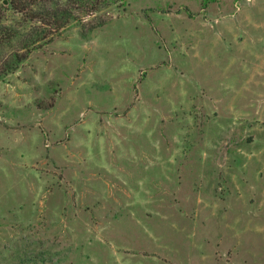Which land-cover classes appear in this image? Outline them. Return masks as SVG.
<instances>
[{"label":"rangeland","instance_id":"1","mask_svg":"<svg viewBox=\"0 0 264 264\" xmlns=\"http://www.w3.org/2000/svg\"><path fill=\"white\" fill-rule=\"evenodd\" d=\"M19 41L0 264H264V0H125Z\"/></svg>","mask_w":264,"mask_h":264},{"label":"trees","instance_id":"2","mask_svg":"<svg viewBox=\"0 0 264 264\" xmlns=\"http://www.w3.org/2000/svg\"><path fill=\"white\" fill-rule=\"evenodd\" d=\"M124 2L125 0H0V50L3 44L20 39V47L25 48L26 52L30 51L70 21L79 24L84 17L95 15L103 7ZM4 3L18 17L16 25L3 22L6 16L3 11ZM104 22L98 21L97 25ZM93 27L94 24L89 25V29ZM11 54L14 57L13 62L4 61L1 64L4 74L14 71L26 56L25 53L19 54L17 51Z\"/></svg>","mask_w":264,"mask_h":264}]
</instances>
